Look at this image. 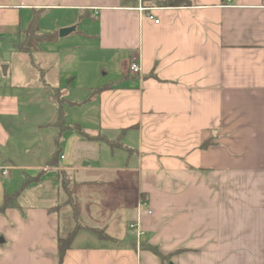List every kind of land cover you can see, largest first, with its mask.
Instances as JSON below:
<instances>
[{
	"label": "crops",
	"instance_id": "0c3cea01",
	"mask_svg": "<svg viewBox=\"0 0 264 264\" xmlns=\"http://www.w3.org/2000/svg\"><path fill=\"white\" fill-rule=\"evenodd\" d=\"M161 1L0 0L2 41L25 40L35 17L40 35H58L49 46L76 27L67 37L89 51L77 83L94 90L88 116L65 120L60 137L54 90L73 109L68 89L42 69L43 121L28 76L0 82V209L31 181L0 210V264H60L59 239L78 225L61 264H264V0ZM108 64L121 72L100 81Z\"/></svg>",
	"mask_w": 264,
	"mask_h": 264
},
{
	"label": "rangeland",
	"instance_id": "374dc122",
	"mask_svg": "<svg viewBox=\"0 0 264 264\" xmlns=\"http://www.w3.org/2000/svg\"><path fill=\"white\" fill-rule=\"evenodd\" d=\"M62 18L63 17H61V19ZM48 20L50 21L49 24H52V18H48ZM79 24V31H83L84 24ZM83 40L84 39H82L80 34L75 33L73 36L60 39L57 45L49 46L43 43L35 46L34 50L37 49V51L32 52L31 56L27 54H22L19 56V54L15 50V46L19 44V40L17 42H5L0 40V82H9L10 80L15 78H26V76H28L29 80H31L29 83L31 89L28 91H35L33 97L30 98V100L32 101L31 104H35V106H32L31 108H34L36 111L35 114L42 117L43 121H45L46 117L48 116L45 109H50V103L47 100L48 93H50V91L47 88L46 91L43 86H40L39 76L41 73L34 66L40 64L41 70L43 69L45 73V81L47 80V78H50L49 80H54L56 85L62 84V86L66 88V90L68 89L71 97L74 98L75 101L77 100L75 102L76 106L73 109H71L69 106H66L62 109L65 113L64 119L67 121L71 120L69 122H72V120H78L81 116V113L82 117L86 118L88 116V112L84 109H90L91 103L88 102V100H91V96L88 97V95H91L94 90H86L84 88H87L88 85H85L83 87L77 83L82 79L81 74L85 73L88 68L86 57L87 55H89V51L86 50ZM39 47H41L40 50ZM107 57L110 58L109 55ZM88 59L91 58L89 57ZM64 71H67L69 75H67ZM88 71H91L90 68ZM22 72L26 76H24ZM106 72H109L110 75L105 76L104 74ZM119 72H121L120 67L116 64H108V67H103L102 69L98 68L100 81H102L103 79H106L107 81H109L110 78L114 79L113 76L118 75ZM66 76H68L67 79H65ZM88 81L89 86H92V80ZM72 82L75 83V86L73 85V87H71L72 85H70ZM46 84H48L47 81ZM100 84L101 83H97L93 86H99ZM70 88L72 90H69ZM55 98L56 100H59L62 98V96L55 95ZM80 106L81 108H79ZM43 107L45 108V111H42ZM51 107H53V105ZM37 122L38 121H36V123ZM65 211L66 210L62 211L61 213L64 214ZM69 221L73 223L71 218H69ZM81 228L83 227H80L78 225L73 231H79ZM97 230L99 232L105 233V231L103 230Z\"/></svg>",
	"mask_w": 264,
	"mask_h": 264
},
{
	"label": "trees",
	"instance_id": "16d2710c",
	"mask_svg": "<svg viewBox=\"0 0 264 264\" xmlns=\"http://www.w3.org/2000/svg\"><path fill=\"white\" fill-rule=\"evenodd\" d=\"M185 4H187V3H185V0H164V1L160 2V5L169 6V7H178V6H183ZM39 22H40V18L39 17H35L34 21L32 22V24L30 26V29L26 32L25 40L20 41L19 44L17 45V50L20 53H24V54H27V55L31 56L35 46H38L39 44H42V43H45V42H54V41H56V39L58 37L57 34H45V35H40L39 34V32H38V30H39V28H38L39 27ZM34 66L36 68H38L39 71L41 72L40 78H41V80L43 82V71L39 68V65H34ZM103 88H105V87H102L100 90H102ZM54 92H55L56 95H58V96L60 95L61 96V91L60 90L55 89ZM57 101H58L59 106H60L58 125L60 127L59 136L61 137V133L62 132L71 129L72 127L68 126V124L66 123V121L64 119L65 113H64V111L62 109H63V103L65 102V99L61 98V99H59ZM73 128H75V127H73ZM80 132L82 134L81 137L84 140L94 141V140H100V139L103 138V137H100V135H98V136H90V135H87V134L83 133L82 131H80ZM105 140H106V138H105ZM117 140H108L107 139L106 142L108 144H110V146L113 147V145L115 144V142H117ZM58 142H59V138H58ZM59 153H60V150H58L56 152V154L54 155L52 164H55V162L57 161ZM30 182L31 181L29 179L26 180L25 183L23 184L22 188L19 191L15 192L14 194H11V195H5L4 204H3V206L1 207L0 210H5V209L13 207L14 206L13 205L14 201H16V199L23 193V191L27 188V186H29ZM77 232L78 231H72L68 235L67 238H65V239L60 238L59 239L58 250H59V263L60 264L62 263L66 252L71 248V246H72V244H73V242L75 240V236H76ZM93 233H95L96 235L98 234V237H99L98 239H100L102 241H110V240H112V238H109V236H107V234H105L103 232H99L98 230H94ZM142 247H143V249H147V250L152 251L155 255L159 256L161 259L166 260V258L163 257L160 254L159 250L156 247H152L151 245H145V244L142 245Z\"/></svg>",
	"mask_w": 264,
	"mask_h": 264
},
{
	"label": "built area",
	"instance_id": "2783aa9c",
	"mask_svg": "<svg viewBox=\"0 0 264 264\" xmlns=\"http://www.w3.org/2000/svg\"><path fill=\"white\" fill-rule=\"evenodd\" d=\"M140 11H153L151 8H145L141 7L139 9ZM150 20H154L156 24L159 23V20H155L153 15L149 16ZM1 29V28H0ZM129 72L131 75L137 76L141 72V66H140V59L138 57H134L130 63L129 66ZM0 177L7 179L10 177V170L7 168L0 167ZM145 205V204H143ZM128 229L131 232L132 236H134L138 241L142 239L144 236V232L142 231L140 224L138 222H132L128 225Z\"/></svg>",
	"mask_w": 264,
	"mask_h": 264
},
{
	"label": "water",
	"instance_id": "95a60500",
	"mask_svg": "<svg viewBox=\"0 0 264 264\" xmlns=\"http://www.w3.org/2000/svg\"><path fill=\"white\" fill-rule=\"evenodd\" d=\"M75 31H76V27L62 29L59 32V37L60 38H65V37H67L68 35H70L71 33L75 32Z\"/></svg>",
	"mask_w": 264,
	"mask_h": 264
}]
</instances>
